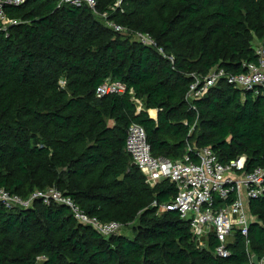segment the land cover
<instances>
[{
  "label": "trees",
  "instance_id": "16d2710c",
  "mask_svg": "<svg viewBox=\"0 0 264 264\" xmlns=\"http://www.w3.org/2000/svg\"><path fill=\"white\" fill-rule=\"evenodd\" d=\"M59 0L7 5L0 22V188L29 199L59 189L91 217L117 221L103 236L62 204L28 208L0 203V264H250L264 256V194L250 201L256 221L234 236L230 256L198 248L177 211L158 214L176 189L151 187L126 150L127 130L141 125L154 156L176 160L189 145L210 147L222 163L245 156L243 172L264 168V95L220 80L188 100L195 76L215 68L245 71L264 55V0ZM108 13L107 18L102 13ZM106 19L126 28L116 32ZM16 21V23H12ZM148 33L174 57L142 45ZM108 78L123 94L97 97ZM133 92V93H132ZM138 99L142 109L134 102ZM157 109L154 120L148 110ZM155 114V112H152ZM247 239L249 246H247Z\"/></svg>",
  "mask_w": 264,
  "mask_h": 264
},
{
  "label": "built area",
  "instance_id": "2783aa9c",
  "mask_svg": "<svg viewBox=\"0 0 264 264\" xmlns=\"http://www.w3.org/2000/svg\"><path fill=\"white\" fill-rule=\"evenodd\" d=\"M26 0H0V22H9L6 6H18ZM122 1L116 0L113 10H123ZM60 4L75 7L87 6L96 11L97 0H59ZM107 18L108 13L101 14ZM12 23H16L13 21ZM107 26L116 32H126V28L106 19ZM132 39L142 45L157 48L163 57L172 63L174 57L168 55L163 48L148 33L137 32L131 35ZM257 62H244V72L229 73L224 68H215L205 78L195 76L189 88L187 99L192 101L203 97L208 90L220 80L242 90L260 92L264 95V55L260 51ZM126 87L119 81L110 78L105 80L96 89L97 97L112 94H123ZM133 93V92H132ZM134 102L142 104L140 100ZM126 150L135 164L143 173L145 181L151 187H156L163 181H169L175 186V197L163 204L154 202L158 207V214L166 211H177L182 218L190 223L191 233L198 248L210 249V239L213 237L217 244L212 253L216 257L228 258L230 245L234 236L240 233L247 237L250 225L256 217L250 210V201L264 194V168H256L252 172H243L246 157L241 156L229 163H222L210 147L196 148L189 145L185 154L176 160L163 156H154L147 141L145 129L136 123L127 130ZM36 199L44 203H59L67 206L74 218L83 225L90 226L103 236H110L123 232V225L117 221L102 222L89 216L80 205L71 197L65 196L59 189L53 187L46 191H36L29 199L9 193L0 188V203L7 208H28ZM249 246V240L246 241ZM254 255L250 254V264H253ZM264 264V256L259 259Z\"/></svg>",
  "mask_w": 264,
  "mask_h": 264
},
{
  "label": "crops",
  "instance_id": "0c3cea01",
  "mask_svg": "<svg viewBox=\"0 0 264 264\" xmlns=\"http://www.w3.org/2000/svg\"><path fill=\"white\" fill-rule=\"evenodd\" d=\"M137 105H138V111H140L142 109V104L140 106L139 104ZM152 112H155V114H153ZM148 113L152 119L157 120V109H150L148 110Z\"/></svg>",
  "mask_w": 264,
  "mask_h": 264
},
{
  "label": "water",
  "instance_id": "95a60500",
  "mask_svg": "<svg viewBox=\"0 0 264 264\" xmlns=\"http://www.w3.org/2000/svg\"><path fill=\"white\" fill-rule=\"evenodd\" d=\"M157 117H158V110H157ZM253 264H259V257L258 256L253 257Z\"/></svg>",
  "mask_w": 264,
  "mask_h": 264
},
{
  "label": "rangeland",
  "instance_id": "374dc122",
  "mask_svg": "<svg viewBox=\"0 0 264 264\" xmlns=\"http://www.w3.org/2000/svg\"><path fill=\"white\" fill-rule=\"evenodd\" d=\"M123 232H128V230H125V229H124Z\"/></svg>",
  "mask_w": 264,
  "mask_h": 264
}]
</instances>
